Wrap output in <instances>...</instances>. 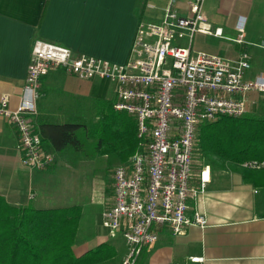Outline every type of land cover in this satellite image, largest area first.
I'll return each instance as SVG.
<instances>
[{
    "label": "crops",
    "instance_id": "crops-1",
    "mask_svg": "<svg viewBox=\"0 0 264 264\" xmlns=\"http://www.w3.org/2000/svg\"><path fill=\"white\" fill-rule=\"evenodd\" d=\"M172 1L182 16H190L189 0H0V98L9 95L11 110L19 105L35 40L123 65L139 23H161ZM204 10L223 35L197 34L192 50L229 61H238L248 52L251 69L245 78L254 79L264 70V0H206ZM182 46H187V40ZM41 84L42 97L32 121L44 151L55 153L57 162L45 171L24 165L18 131L0 116V197L16 208L81 207L75 256L105 245L103 259L95 264H123L128 253L119 256L115 242L125 240L109 238L103 227V213L112 206L114 193L102 210L92 212L85 200L91 189L79 191L76 179L91 170L93 154H120L124 145L131 148L135 130L137 138L136 120L114 110L116 87L108 81L80 80L62 69H51ZM247 110L245 116L264 112V93L250 92ZM65 124L79 125L78 146H60L57 126ZM107 129L116 134L106 137ZM102 138L115 148L99 146ZM248 170L255 174L245 181L240 172L212 168L206 193L191 203L206 214L208 227H190L183 235L160 227L156 245L144 249L135 264H198L191 257H202V264H264V168ZM86 225L90 235L83 237Z\"/></svg>",
    "mask_w": 264,
    "mask_h": 264
},
{
    "label": "built area",
    "instance_id": "built-area-1",
    "mask_svg": "<svg viewBox=\"0 0 264 264\" xmlns=\"http://www.w3.org/2000/svg\"><path fill=\"white\" fill-rule=\"evenodd\" d=\"M205 1L189 0L188 17L172 1L161 23L140 22L123 65L37 39L19 105L11 110L9 95L0 98V116L18 131L24 165L45 171L56 164L57 156L44 151L32 121L42 97V79L51 69H62L80 80L100 79L115 85L113 108L135 118L138 139L129 163L114 170V202L103 213L109 238L121 237L129 248L123 264H135L144 249L153 248L162 226L173 235H183L190 227H208L206 214L191 205L212 180V168L200 154L199 129L224 117H244L248 94L264 93V70L254 79L245 78L251 69L248 52L238 61H229L192 50L197 34L223 35L208 21ZM184 40L187 46H182ZM242 166L261 169L264 162L247 161ZM190 259L198 264L204 261Z\"/></svg>",
    "mask_w": 264,
    "mask_h": 264
},
{
    "label": "trees",
    "instance_id": "trees-1",
    "mask_svg": "<svg viewBox=\"0 0 264 264\" xmlns=\"http://www.w3.org/2000/svg\"><path fill=\"white\" fill-rule=\"evenodd\" d=\"M57 127L60 129V146L80 144L76 136L79 125L65 124ZM104 132L106 137L116 134L110 129ZM104 141V138L100 139L99 146L102 144L108 149L115 148V144H105ZM132 144L131 148L124 145L122 152H136V130ZM198 145L213 169L240 172L244 180L249 181L255 170L244 169L242 164L247 161L264 162V119L253 116L224 117L215 123L202 125L198 132ZM81 216L82 209L79 206L53 210L16 208L0 197V264L99 262L103 259L105 245L80 258L73 252L78 240Z\"/></svg>",
    "mask_w": 264,
    "mask_h": 264
},
{
    "label": "rangeland",
    "instance_id": "rangeland-1",
    "mask_svg": "<svg viewBox=\"0 0 264 264\" xmlns=\"http://www.w3.org/2000/svg\"><path fill=\"white\" fill-rule=\"evenodd\" d=\"M253 118L264 119V112L254 115ZM205 123L203 125H207ZM137 151V149H136ZM135 154V153H134ZM133 153L120 152V154L109 153L107 155H96L93 154L94 162L90 165L91 170L80 174L77 177V189L86 190L91 196L87 194L85 200L90 202L89 210L92 212L102 210L107 204V200L114 193V170L121 163H129L130 158L134 155ZM201 154V153H200ZM202 155V154H201ZM89 227L84 226L83 237L89 236ZM115 246L120 255H126L129 252V248L123 240H116ZM108 264H112V261ZM115 264V263H114Z\"/></svg>",
    "mask_w": 264,
    "mask_h": 264
}]
</instances>
